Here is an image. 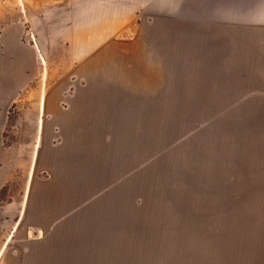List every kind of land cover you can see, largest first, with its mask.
I'll return each instance as SVG.
<instances>
[{"label": "rangeland", "instance_id": "374dc122", "mask_svg": "<svg viewBox=\"0 0 264 264\" xmlns=\"http://www.w3.org/2000/svg\"><path fill=\"white\" fill-rule=\"evenodd\" d=\"M11 1L0 0V28L17 16ZM17 1L23 17L44 3ZM233 1L200 0L154 39L122 16L94 47L40 42L44 72L7 113L5 148L24 150L0 160L13 168L0 264H264L263 45L250 50ZM45 93L52 112L82 119L40 137L15 120Z\"/></svg>", "mask_w": 264, "mask_h": 264}, {"label": "crops", "instance_id": "0c3cea01", "mask_svg": "<svg viewBox=\"0 0 264 264\" xmlns=\"http://www.w3.org/2000/svg\"><path fill=\"white\" fill-rule=\"evenodd\" d=\"M10 3L18 13L0 28V160L9 159L11 152L19 154L24 150L21 142L5 148L7 113L21 92L44 72L45 68L36 64L39 54L49 55L41 46V41H86L94 47L95 42L113 39L116 24L122 16L123 25L132 18L140 19L137 24L143 28L149 25L151 38L154 39L159 26L167 25L169 32H175L177 26L186 24L193 8L201 7L200 0L196 3L193 0H44L42 6H24L26 12L23 17L18 1ZM240 7L247 10L249 48L251 51L255 49L258 41L259 45H263L264 57V0H234L232 8L238 10ZM256 26L263 31L258 36ZM25 35L26 43L21 41ZM31 42H35L36 47ZM73 54L88 55L78 50ZM34 103L38 106V113L18 112L15 120L32 121L36 136H48L57 124L59 132L65 133L69 121L82 119L81 109L69 113L65 109L52 112L50 94L45 93ZM32 167L33 162L29 175ZM12 170L8 166L0 168V194L13 174Z\"/></svg>", "mask_w": 264, "mask_h": 264}]
</instances>
